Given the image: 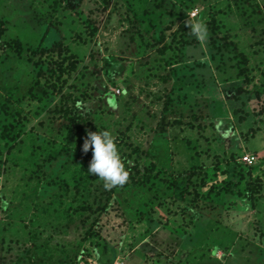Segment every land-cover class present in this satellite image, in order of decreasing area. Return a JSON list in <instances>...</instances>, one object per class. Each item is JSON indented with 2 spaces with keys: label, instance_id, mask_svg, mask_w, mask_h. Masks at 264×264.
Returning a JSON list of instances; mask_svg holds the SVG:
<instances>
[{
  "label": "rangeland",
  "instance_id": "obj_1",
  "mask_svg": "<svg viewBox=\"0 0 264 264\" xmlns=\"http://www.w3.org/2000/svg\"><path fill=\"white\" fill-rule=\"evenodd\" d=\"M0 21V264H264V0H0ZM105 130L136 184L88 172Z\"/></svg>",
  "mask_w": 264,
  "mask_h": 264
},
{
  "label": "clouds",
  "instance_id": "obj_2",
  "mask_svg": "<svg viewBox=\"0 0 264 264\" xmlns=\"http://www.w3.org/2000/svg\"><path fill=\"white\" fill-rule=\"evenodd\" d=\"M92 150L88 172L104 182L106 189L123 185L129 177L121 160L119 148L108 131L89 132L83 144V151Z\"/></svg>",
  "mask_w": 264,
  "mask_h": 264
},
{
  "label": "trees",
  "instance_id": "obj_3",
  "mask_svg": "<svg viewBox=\"0 0 264 264\" xmlns=\"http://www.w3.org/2000/svg\"><path fill=\"white\" fill-rule=\"evenodd\" d=\"M4 32H5V26H4V24H3V22L2 21H0V36H2L3 34H4ZM62 70V69H61ZM63 71V70H62ZM64 71H66L65 69H64ZM93 128V127H92ZM135 151H137V149H135ZM59 154H60V152H57L56 151V153L54 152V155H53V157L54 158H57L58 156H59ZM132 155L133 154H128L127 156H129V158H131L132 157ZM257 161V160H256ZM129 166V165H128ZM140 168H139V166H135V167H133V168H131V169H127V171H128V173H129V177H128V180L122 185L123 187H125V186H130L131 184H136L139 180L138 179H140V178H138L139 176V170ZM84 171L86 172L87 170H86V167L85 166H82L81 167V170L79 171V174H78V176L75 178V180H78L77 182L78 183H81V182H83L84 180ZM142 177V176H141ZM77 185V184H76ZM32 264V263H31Z\"/></svg>",
  "mask_w": 264,
  "mask_h": 264
},
{
  "label": "built area",
  "instance_id": "obj_4",
  "mask_svg": "<svg viewBox=\"0 0 264 264\" xmlns=\"http://www.w3.org/2000/svg\"><path fill=\"white\" fill-rule=\"evenodd\" d=\"M243 158L246 163L250 164L254 163V161L257 160V157L254 154H246Z\"/></svg>",
  "mask_w": 264,
  "mask_h": 264
}]
</instances>
